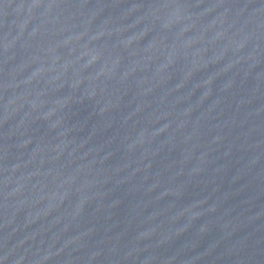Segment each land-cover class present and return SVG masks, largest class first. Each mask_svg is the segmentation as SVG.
<instances>
[{"label":"water","instance_id":"water-1","mask_svg":"<svg viewBox=\"0 0 264 264\" xmlns=\"http://www.w3.org/2000/svg\"><path fill=\"white\" fill-rule=\"evenodd\" d=\"M0 264H264V0H0Z\"/></svg>","mask_w":264,"mask_h":264}]
</instances>
